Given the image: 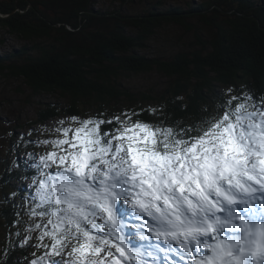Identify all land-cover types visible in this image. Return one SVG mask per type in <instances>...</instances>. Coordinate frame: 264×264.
I'll list each match as a JSON object with an SVG mask.
<instances>
[{
    "label": "snow or ice",
    "instance_id": "snow-or-ice-1",
    "mask_svg": "<svg viewBox=\"0 0 264 264\" xmlns=\"http://www.w3.org/2000/svg\"><path fill=\"white\" fill-rule=\"evenodd\" d=\"M220 96L192 124L150 107L156 121L101 111L20 134L45 149L22 177L27 264H264V94Z\"/></svg>",
    "mask_w": 264,
    "mask_h": 264
},
{
    "label": "trees",
    "instance_id": "trees-1",
    "mask_svg": "<svg viewBox=\"0 0 264 264\" xmlns=\"http://www.w3.org/2000/svg\"><path fill=\"white\" fill-rule=\"evenodd\" d=\"M97 1L0 0V28L24 41L20 49L0 55V79L21 81L35 95L59 92L70 99L66 112L78 116L81 106L112 114L116 104L148 99L153 108L162 107L169 124L198 121L202 109L214 111L230 87L264 94V0H194L186 7L169 6L170 0H113L115 7L108 10ZM171 30L188 37L178 50L142 54ZM152 72L168 78L157 97H139L119 81L126 73ZM149 108L139 118L156 121L159 113L150 115ZM62 113L46 104L36 123L45 125ZM8 121L0 124V230L7 240L0 244V264H27L26 258L35 257L20 247L16 233L28 227L34 192L30 179L22 177L35 174L26 153L37 156L43 147H25L18 138L26 124L20 118Z\"/></svg>",
    "mask_w": 264,
    "mask_h": 264
},
{
    "label": "rangeland",
    "instance_id": "rangeland-1",
    "mask_svg": "<svg viewBox=\"0 0 264 264\" xmlns=\"http://www.w3.org/2000/svg\"><path fill=\"white\" fill-rule=\"evenodd\" d=\"M194 0H170L169 6L181 5L186 7L187 2H192ZM199 1V0H198ZM97 7L102 10H108L111 7H115L113 0H99L97 1ZM133 12L135 9L129 6ZM172 31V30H171ZM165 35V36H164ZM164 36V37H163ZM170 42H167V40ZM188 39V37L182 39L179 30H175L169 33H161L155 37L151 42L150 48L143 50L142 54L145 55H167L175 52L183 44V42ZM24 45L18 36L11 34L8 29L0 28V55L9 54L14 50L20 49ZM178 46V47H177ZM119 81L128 89H130L137 96H141L144 93L153 96H159L165 87L168 84V78L158 72L152 73H140V74H129L126 73ZM21 89V90H20ZM46 104H52L58 107L59 110H62L63 113L60 117L53 118L45 125H41L38 122V112L40 108L46 107ZM71 105L70 99L67 96L61 95L59 92L51 94H33L26 86L23 85L21 81H15L12 79L1 78L0 79V124L1 121L9 120L15 121L20 118V124L24 125L23 133H27L29 130L33 129H49L50 131L56 126V122L60 119L70 116L72 114L66 112V109ZM141 106V109H147L149 107L153 108L156 104L148 99H144L140 102L133 104H116L114 113L123 112L126 110L134 109L139 112L136 107ZM62 108V109H61ZM81 115L84 116L86 113H98L96 107L81 106ZM8 121V122H9ZM36 123V124H34ZM31 138L33 141L37 139H44L45 135L33 131ZM48 138H55L54 136ZM42 146V145H40ZM43 147V151L44 146ZM11 148V147H10ZM9 148V149H10ZM48 150H51L49 148ZM43 151H40L41 154ZM38 154V155H39ZM37 155V156H38ZM27 184H30L29 182ZM26 184V185H27ZM3 232L0 230V244H7V240L3 238ZM3 248V246H2ZM32 252V249H29ZM23 260V259H22ZM26 260V259H25ZM176 264H183L182 261L177 262Z\"/></svg>",
    "mask_w": 264,
    "mask_h": 264
},
{
    "label": "water",
    "instance_id": "water-1",
    "mask_svg": "<svg viewBox=\"0 0 264 264\" xmlns=\"http://www.w3.org/2000/svg\"><path fill=\"white\" fill-rule=\"evenodd\" d=\"M1 17H3V16L1 15Z\"/></svg>",
    "mask_w": 264,
    "mask_h": 264
},
{
    "label": "bare ground",
    "instance_id": "bare-ground-1",
    "mask_svg": "<svg viewBox=\"0 0 264 264\" xmlns=\"http://www.w3.org/2000/svg\"><path fill=\"white\" fill-rule=\"evenodd\" d=\"M211 23V22H210Z\"/></svg>",
    "mask_w": 264,
    "mask_h": 264
}]
</instances>
